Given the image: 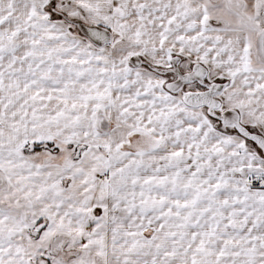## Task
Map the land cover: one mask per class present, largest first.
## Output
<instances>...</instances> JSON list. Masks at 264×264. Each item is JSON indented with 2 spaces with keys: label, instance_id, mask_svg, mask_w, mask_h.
I'll return each instance as SVG.
<instances>
[{
  "label": "snow or ice",
  "instance_id": "snow-or-ice-1",
  "mask_svg": "<svg viewBox=\"0 0 264 264\" xmlns=\"http://www.w3.org/2000/svg\"><path fill=\"white\" fill-rule=\"evenodd\" d=\"M0 264H264V0H0Z\"/></svg>",
  "mask_w": 264,
  "mask_h": 264
}]
</instances>
